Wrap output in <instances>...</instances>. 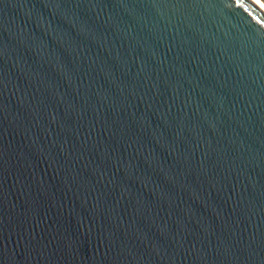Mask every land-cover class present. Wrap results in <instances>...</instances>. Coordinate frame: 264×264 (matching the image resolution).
<instances>
[{
    "label": "water",
    "instance_id": "obj_1",
    "mask_svg": "<svg viewBox=\"0 0 264 264\" xmlns=\"http://www.w3.org/2000/svg\"><path fill=\"white\" fill-rule=\"evenodd\" d=\"M0 264H264V13L0 0Z\"/></svg>",
    "mask_w": 264,
    "mask_h": 264
},
{
    "label": "bare ground",
    "instance_id": "obj_2",
    "mask_svg": "<svg viewBox=\"0 0 264 264\" xmlns=\"http://www.w3.org/2000/svg\"><path fill=\"white\" fill-rule=\"evenodd\" d=\"M257 8L264 13V4L260 0H250Z\"/></svg>",
    "mask_w": 264,
    "mask_h": 264
},
{
    "label": "rangeland",
    "instance_id": "obj_3",
    "mask_svg": "<svg viewBox=\"0 0 264 264\" xmlns=\"http://www.w3.org/2000/svg\"><path fill=\"white\" fill-rule=\"evenodd\" d=\"M260 1H262V3L264 4V0H260Z\"/></svg>",
    "mask_w": 264,
    "mask_h": 264
}]
</instances>
